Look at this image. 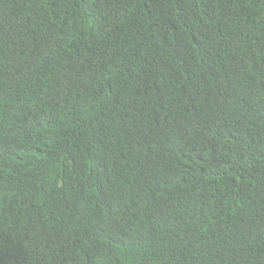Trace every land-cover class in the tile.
<instances>
[{"label": "trees", "instance_id": "1", "mask_svg": "<svg viewBox=\"0 0 264 264\" xmlns=\"http://www.w3.org/2000/svg\"><path fill=\"white\" fill-rule=\"evenodd\" d=\"M0 264H264V0H0Z\"/></svg>", "mask_w": 264, "mask_h": 264}]
</instances>
